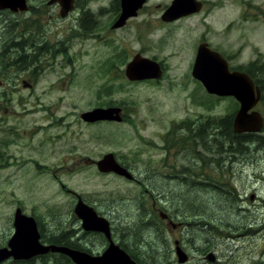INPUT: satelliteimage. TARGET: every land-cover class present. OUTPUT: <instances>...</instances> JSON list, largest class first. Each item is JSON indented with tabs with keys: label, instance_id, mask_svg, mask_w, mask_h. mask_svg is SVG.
I'll use <instances>...</instances> for the list:
<instances>
[{
	"label": "rangeland",
	"instance_id": "1",
	"mask_svg": "<svg viewBox=\"0 0 264 264\" xmlns=\"http://www.w3.org/2000/svg\"><path fill=\"white\" fill-rule=\"evenodd\" d=\"M47 1L28 0L30 16L0 14V247L18 208L39 221L45 241L65 232L70 190L113 222L140 264H179L177 240L188 264H264V141L243 155L216 153L214 119L237 113L239 103L209 95L192 76L202 42L233 69L264 64V0H199V13L172 23L161 18L173 0H147L121 29L112 28L120 15L112 0H79L88 7L66 17ZM17 35L34 38L27 54L46 45L28 68L3 62L20 56L9 42ZM137 54L161 65L159 80L126 77ZM120 106L122 123L81 119ZM257 110L264 116V106ZM108 153L140 183L90 165ZM164 211L184 228L163 224ZM29 264L67 261L47 255Z\"/></svg>",
	"mask_w": 264,
	"mask_h": 264
},
{
	"label": "water",
	"instance_id": "2",
	"mask_svg": "<svg viewBox=\"0 0 264 264\" xmlns=\"http://www.w3.org/2000/svg\"><path fill=\"white\" fill-rule=\"evenodd\" d=\"M146 1L121 0L120 16L112 28H123L130 18L137 16L138 11L143 8ZM50 3L60 4V15L66 17L74 9L75 0H51ZM25 8V0H0V9L17 11ZM201 10L202 2L200 1L173 0L161 19L171 23L199 13ZM125 74L130 81L158 80L162 77L163 70L156 61L137 54L126 66ZM192 76L202 84L209 95L222 98L232 97L239 103V109L233 121V130L236 134H259L262 131L264 117L256 110L262 98L260 88L246 72L231 69L229 61L219 51L211 48L207 42H202L198 46ZM82 119L90 123L99 121L122 122V108H97L84 113ZM96 164L101 172H114L130 180L133 179L132 174L118 163L113 153L106 154ZM75 213L83 220L85 229L100 230L109 237L108 222L97 217L96 212L82 201L78 203ZM166 216V214L161 213L162 218H166ZM14 228L15 231L8 242V246L0 247V264L11 258L29 260L49 252L67 254L72 257L76 264H136L125 251L113 243L101 257H89L64 247L42 245L35 219L24 215L20 209L15 214ZM175 249L178 263L186 264L189 256L181 248L179 241L175 242ZM207 259L214 262L215 255L210 253Z\"/></svg>",
	"mask_w": 264,
	"mask_h": 264
},
{
	"label": "flooded vegetation",
	"instance_id": "3",
	"mask_svg": "<svg viewBox=\"0 0 264 264\" xmlns=\"http://www.w3.org/2000/svg\"><path fill=\"white\" fill-rule=\"evenodd\" d=\"M50 1L51 0H48L47 3H44V4H47L48 6H55V7L59 6L60 10H61L60 4H58V3L51 4ZM197 1H199V0H197ZM25 2H26V8L24 10L18 9L17 11H12L10 9H0V14H2V12H5V13L6 12H10V13H13V14H24V15L28 14V16L34 14L35 10H36L35 7L30 5L28 3V0H25ZM200 2H202V9H203L205 7L206 3H205V1H200ZM110 5H111L112 8L114 7L116 12L118 11V9L121 12V2H120V0H112V2H110ZM86 7H88V5L80 4L79 0H75L73 11L75 9H77V8H79L81 10H85ZM117 19H116V21H117ZM130 19L127 21V23L130 21ZM127 23H126V25H127ZM120 107H122V106H120ZM122 110H123V115H124V108H122ZM81 119H82V115H81ZM124 120H125V117H123V121ZM82 121H84V120L82 119ZM84 122L85 123H90V122H86V121H84ZM96 123H99V122H94V123H91V124H96ZM90 165L91 166L95 165L97 167V170H99L96 162H94V163H92ZM122 166L125 169H127L129 171V173L132 174L133 179L130 180V181H134V182H137V183L139 182L140 183L138 178H136L137 175L134 173V169L133 168H131L130 166H124V165H122ZM99 172L103 173V174H113V175H116L118 177L126 178L125 176L118 175V174H116L114 172H109V173H105V172H101V171H99ZM68 192L71 193L74 196L73 197L74 204L72 206V211H71V214H70V217H69V221H68L69 226L66 228L65 232L59 231V232L55 233L52 236V239H50L48 241H45L46 234L43 231L41 232V229L39 228L40 224L38 223L39 221L32 216L35 219L36 223H37L38 231H39V234H40V243L42 245H45V246H50L51 245V246L64 247V248H66V249H68L70 251L83 253V254H85V255H87L89 257H101V256H103L104 253L106 252V250L108 249V247L110 246V244H112V243L115 244L116 246H118L120 249H122L125 252H126L125 249H129L130 248V246H125V245L123 247V245L120 242L119 234L116 231V227L113 226V222L110 219L104 217L102 213L98 212L97 209L94 206H92L89 202L85 201L79 194H76V193H74V192H72L70 190H68ZM80 201H82L88 207L92 208L96 212L97 217L105 219L108 222V224H109V237L106 235L105 232H102L100 230L85 229L84 228L83 220L75 213V209H76V207H77V205H78V203ZM18 209H20V208H18ZM20 210L22 211V209H20ZM164 212H166V211H164ZM22 213H23V211H22ZM159 214H160L159 216H161V212ZM171 217H174V216L168 214V217H166L165 219H162L161 217L160 218H161V221L163 222V224H166L168 226V228L171 227L174 230L175 229L177 230V229L184 228V226H185L184 222H178L177 223ZM7 246H8V243L4 247H7ZM47 255H56V256H59V258L65 257V261H67V264H76L75 261L72 259V257H70L67 254L60 253V252H49L47 254L35 256V257H33V258L29 259V260H23V261H18V262L29 264L30 262H34V260L36 258L42 257V256H47ZM129 257H131V256L129 255ZM189 260H190V258H189ZM10 261H13V260H10ZM13 262H15V261H13ZM188 263H189V261H188ZM188 263H186V264H188Z\"/></svg>",
	"mask_w": 264,
	"mask_h": 264
},
{
	"label": "trees",
	"instance_id": "4",
	"mask_svg": "<svg viewBox=\"0 0 264 264\" xmlns=\"http://www.w3.org/2000/svg\"><path fill=\"white\" fill-rule=\"evenodd\" d=\"M118 8V7H117ZM119 11V9H118ZM15 30H18V26L16 24L11 25ZM10 26V27H11ZM34 39V38H33ZM32 38L19 37L17 35L15 38H10V47L15 48V51H17L20 56H18L17 59H14L12 61H7L8 58L4 56L6 52L2 55L3 62H7V66L9 68L12 67H18L19 69L28 68L29 65L33 63L34 60L30 59V55L35 54L38 52L41 48L45 49L46 45L41 44V46H37V49L34 50V52H31V54H27L26 51L28 49H33V40ZM2 42V41H1ZM24 52V54H23ZM7 56V55H6ZM35 56H33L34 58ZM239 71L246 72L249 74L254 80L256 85L260 88L262 92V99H261V106H264V64H260V62H253L245 69H235ZM38 72V70L36 69ZM35 72V71H34ZM36 73H31V77L35 78ZM236 113L230 114L223 118H217L214 119L216 122L215 129L217 130V152L221 155L223 154H232L233 157L236 155H243L245 151L251 147V145L257 144L258 148L262 144V141H264V138L259 134L254 133H246V134H236L233 130V121L235 118ZM213 119V118H209ZM209 121L205 123H201L197 126V123H194V126H197L198 129L205 130L204 128L208 127ZM208 129V128H207ZM261 133H264V128L262 129ZM203 140V137L201 138ZM216 143H214L215 145ZM250 146V147H249ZM223 161V160H221ZM232 167V166H231ZM196 174H193V176ZM124 247V245H123ZM126 252L131 256V258L137 263L140 264L139 259H137V256L134 254V252L130 251V249H125ZM62 259L65 260V257Z\"/></svg>",
	"mask_w": 264,
	"mask_h": 264
},
{
	"label": "bare ground",
	"instance_id": "5",
	"mask_svg": "<svg viewBox=\"0 0 264 264\" xmlns=\"http://www.w3.org/2000/svg\"><path fill=\"white\" fill-rule=\"evenodd\" d=\"M120 2H121V0H120ZM139 12V11H138ZM120 16V15H119ZM115 24V23H114ZM42 49V48H41ZM222 54V53H221ZM223 55V54H222ZM224 56V55H223ZM225 57V56H224ZM226 58V57H225ZM227 59V58H226ZM228 60V59H227ZM229 61V60H228ZM230 63V62H229ZM249 75V74H248ZM255 81V80H254ZM262 99V98H261ZM260 104H261V102H260ZM122 108V107H121ZM264 117V116H263ZM264 128V127H263ZM261 133V132H260ZM215 188V187H214ZM161 213H164V214H166L167 216L166 217H168V214L167 213H165V212H161ZM161 217V216H160ZM162 218V217H161ZM162 219H165V218H162ZM202 219V218H201ZM200 220V219H199ZM198 221V220H197ZM208 222V221H207ZM212 226V225H211ZM213 227V226H212ZM179 244H180V246H181V243L179 242ZM181 248L183 249V247L181 246ZM184 250V249H183ZM175 253H176V249H175ZM177 257V256H176ZM208 260V259H207ZM143 261V260H142ZM188 261H189V259H188ZM209 261V260H208ZM215 261H216V257H215ZM214 261V262H215ZM209 262H211V261H209ZM188 263V262H187ZM137 264V263H136Z\"/></svg>",
	"mask_w": 264,
	"mask_h": 264
}]
</instances>
